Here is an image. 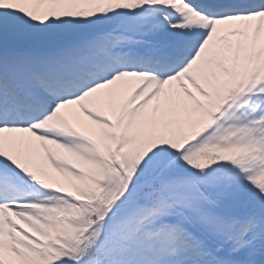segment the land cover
<instances>
[{
    "label": "snow or ice",
    "instance_id": "snow-or-ice-1",
    "mask_svg": "<svg viewBox=\"0 0 264 264\" xmlns=\"http://www.w3.org/2000/svg\"><path fill=\"white\" fill-rule=\"evenodd\" d=\"M0 264H264V0H0Z\"/></svg>",
    "mask_w": 264,
    "mask_h": 264
}]
</instances>
